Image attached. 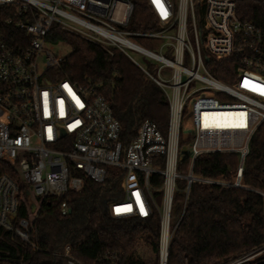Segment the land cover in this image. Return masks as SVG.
Here are the masks:
<instances>
[{
  "label": "built area",
  "instance_id": "2783aa9c",
  "mask_svg": "<svg viewBox=\"0 0 264 264\" xmlns=\"http://www.w3.org/2000/svg\"><path fill=\"white\" fill-rule=\"evenodd\" d=\"M136 1L141 0H0L14 7L26 40L14 45L0 28V162L16 171V176L0 174V259H8L9 250L2 247L7 233L36 246L31 237L39 208L35 205L32 219L31 206L26 217H17L22 186L39 198L59 197L82 190L87 180L103 183L109 166L120 168L126 173L125 198L111 205V214L147 218L158 210L161 264L167 260L179 180L187 182V196L195 182L250 189L244 183L245 161L264 123V26L241 18V0H145L157 28L133 31L128 26ZM55 27L124 52L164 92L166 129L145 120L128 142L95 86L55 76L64 59L47 47ZM130 51L147 57L154 70ZM223 59L236 63L230 82L211 71ZM211 153L238 155L231 180L195 173L196 160ZM155 176L162 178L160 204ZM61 210L70 211L67 202ZM262 253L264 246L229 264ZM64 256L66 264H81L68 246Z\"/></svg>",
  "mask_w": 264,
  "mask_h": 264
},
{
  "label": "trees",
  "instance_id": "16d2710c",
  "mask_svg": "<svg viewBox=\"0 0 264 264\" xmlns=\"http://www.w3.org/2000/svg\"><path fill=\"white\" fill-rule=\"evenodd\" d=\"M240 16L264 26V0H241ZM11 19V23L6 20ZM14 7L0 5V28L14 45L24 46V32L18 30ZM157 28L155 17L145 0L135 2V11L128 26L133 31ZM50 44L71 46L64 56L59 78L79 84H91L110 104L122 126L125 140L136 135L139 125L151 120L165 130L169 105L162 89L124 52L103 48L59 28L46 37ZM149 47L148 39L139 40ZM153 71L155 65L148 62ZM211 68L222 81L234 78V59H223ZM185 161L183 168L186 167ZM239 164L235 153H211L195 162V173L209 178L231 180ZM103 183L87 180L85 187L59 197L39 198L35 231L31 240L35 247L19 237L5 234L8 259L0 264H66L69 255L81 264H161V214L154 210L147 218L112 216L110 207L125 198L126 173L120 168H107ZM16 176L13 166L0 162V174ZM162 178L155 176L156 200L161 202ZM246 188L192 183L188 196L185 180H179L171 211V238L166 264H229L264 246V123L252 138L244 166ZM22 186L17 217H26L30 206L29 193ZM23 197V198H22ZM67 202L69 212L61 204ZM145 246L146 252L139 254ZM150 252V253H149ZM149 253V254H148ZM252 264H264V253Z\"/></svg>",
  "mask_w": 264,
  "mask_h": 264
},
{
  "label": "rangeland",
  "instance_id": "374dc122",
  "mask_svg": "<svg viewBox=\"0 0 264 264\" xmlns=\"http://www.w3.org/2000/svg\"><path fill=\"white\" fill-rule=\"evenodd\" d=\"M47 47H52V50H53L54 53L59 54L60 56H63V57L68 55L70 53V51H71V46L66 44V43H63V42H60L58 44H50ZM130 54L132 55V57L134 59H136L139 63H141L143 65L147 66L148 62L150 61L147 57H145L144 55H141V54H139L137 52L130 51ZM164 71H165V73H167L170 70L168 68H165ZM28 199H30V203L31 204H34L38 208H40V203L38 201V197L35 195V193L32 190L30 191V194L28 195ZM157 202L160 204L159 200H157ZM31 204H30V206H31ZM34 215L35 214L33 213L32 209H31L30 215H29L30 218L32 219L34 217ZM146 250H147V248L145 246H142L139 249L138 253L142 255L144 251L146 252ZM262 254H260V255H262ZM260 255H257L256 257H254L253 259H251L250 261H248V262H246L244 264H251L252 262H255L256 258H258V256H260Z\"/></svg>",
  "mask_w": 264,
  "mask_h": 264
},
{
  "label": "water",
  "instance_id": "95a60500",
  "mask_svg": "<svg viewBox=\"0 0 264 264\" xmlns=\"http://www.w3.org/2000/svg\"><path fill=\"white\" fill-rule=\"evenodd\" d=\"M34 208H35V205L32 204V205H31V209H32V211L34 210Z\"/></svg>",
  "mask_w": 264,
  "mask_h": 264
},
{
  "label": "snow or ice",
  "instance_id": "6c2138e0",
  "mask_svg": "<svg viewBox=\"0 0 264 264\" xmlns=\"http://www.w3.org/2000/svg\"><path fill=\"white\" fill-rule=\"evenodd\" d=\"M118 211H119V209H118Z\"/></svg>",
  "mask_w": 264,
  "mask_h": 264
}]
</instances>
